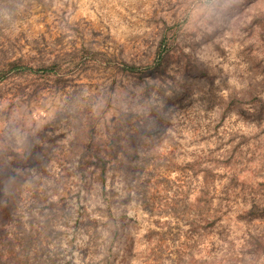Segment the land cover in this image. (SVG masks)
<instances>
[{"label": "rangeland", "instance_id": "374dc122", "mask_svg": "<svg viewBox=\"0 0 264 264\" xmlns=\"http://www.w3.org/2000/svg\"><path fill=\"white\" fill-rule=\"evenodd\" d=\"M197 7L0 0V264H264V0Z\"/></svg>", "mask_w": 264, "mask_h": 264}, {"label": "clouds", "instance_id": "9594fccd", "mask_svg": "<svg viewBox=\"0 0 264 264\" xmlns=\"http://www.w3.org/2000/svg\"><path fill=\"white\" fill-rule=\"evenodd\" d=\"M197 2L195 14L203 16L205 20H211L227 11L236 0H197Z\"/></svg>", "mask_w": 264, "mask_h": 264}, {"label": "trees", "instance_id": "16d2710c", "mask_svg": "<svg viewBox=\"0 0 264 264\" xmlns=\"http://www.w3.org/2000/svg\"><path fill=\"white\" fill-rule=\"evenodd\" d=\"M17 64H12V67H15Z\"/></svg>", "mask_w": 264, "mask_h": 264}]
</instances>
